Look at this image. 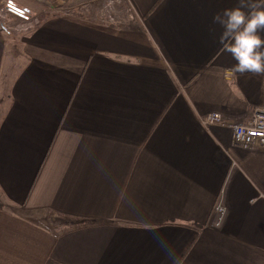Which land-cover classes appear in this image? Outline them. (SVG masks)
<instances>
[{
  "label": "crops",
  "instance_id": "1",
  "mask_svg": "<svg viewBox=\"0 0 264 264\" xmlns=\"http://www.w3.org/2000/svg\"><path fill=\"white\" fill-rule=\"evenodd\" d=\"M70 1L16 36L0 6V264H264V148L202 122L264 109L236 0Z\"/></svg>",
  "mask_w": 264,
  "mask_h": 264
},
{
  "label": "clouds",
  "instance_id": "2",
  "mask_svg": "<svg viewBox=\"0 0 264 264\" xmlns=\"http://www.w3.org/2000/svg\"><path fill=\"white\" fill-rule=\"evenodd\" d=\"M217 41L234 60V74L264 76V0H236L212 17Z\"/></svg>",
  "mask_w": 264,
  "mask_h": 264
},
{
  "label": "built area",
  "instance_id": "3",
  "mask_svg": "<svg viewBox=\"0 0 264 264\" xmlns=\"http://www.w3.org/2000/svg\"><path fill=\"white\" fill-rule=\"evenodd\" d=\"M34 21L38 23V20ZM32 23L34 22H24L21 23L19 27H26V25L30 26ZM202 122L206 126L218 124L230 129L232 134V141L237 146L243 148H264V109L254 110L247 120L241 122L225 120L223 116L217 112L207 114L202 119ZM214 210L217 213L216 222L219 223L226 213V208L221 202H218L215 205Z\"/></svg>",
  "mask_w": 264,
  "mask_h": 264
},
{
  "label": "rangeland",
  "instance_id": "4",
  "mask_svg": "<svg viewBox=\"0 0 264 264\" xmlns=\"http://www.w3.org/2000/svg\"><path fill=\"white\" fill-rule=\"evenodd\" d=\"M9 1L12 4H15L18 8L26 7L30 10L29 16L26 15L25 17L18 16L17 14H14L10 11V14L12 15L14 21L12 22V27L8 29V32L13 34L14 36L20 33L29 32L35 26H37L42 19L49 18L66 10L61 7L60 0H0V6L7 9ZM63 2L65 3L64 6L67 3H71L70 0H63ZM34 20H38L39 23H36ZM28 21H33L34 23H32L30 26L26 25V27H19L21 23H28Z\"/></svg>",
  "mask_w": 264,
  "mask_h": 264
},
{
  "label": "water",
  "instance_id": "5",
  "mask_svg": "<svg viewBox=\"0 0 264 264\" xmlns=\"http://www.w3.org/2000/svg\"><path fill=\"white\" fill-rule=\"evenodd\" d=\"M7 8L11 12H13L14 14L21 15V16H26L24 13H28V11H29L27 8H18L16 6L12 5V3L10 1L8 2Z\"/></svg>",
  "mask_w": 264,
  "mask_h": 264
},
{
  "label": "flooded vegetation",
  "instance_id": "6",
  "mask_svg": "<svg viewBox=\"0 0 264 264\" xmlns=\"http://www.w3.org/2000/svg\"><path fill=\"white\" fill-rule=\"evenodd\" d=\"M12 5H14V4H12ZM7 7H8V5H7ZM7 10H8V8H7ZM8 11H10V10H8ZM25 15H28L29 13H24ZM18 16H21V15H18ZM25 17V16H24Z\"/></svg>",
  "mask_w": 264,
  "mask_h": 264
}]
</instances>
